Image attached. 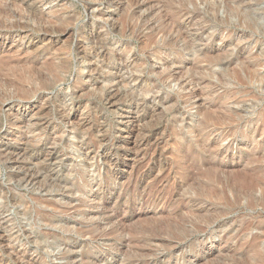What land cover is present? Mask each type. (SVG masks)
Here are the masks:
<instances>
[{
	"label": "rangeland",
	"instance_id": "1",
	"mask_svg": "<svg viewBox=\"0 0 264 264\" xmlns=\"http://www.w3.org/2000/svg\"><path fill=\"white\" fill-rule=\"evenodd\" d=\"M261 166L264 0H0V264H264Z\"/></svg>",
	"mask_w": 264,
	"mask_h": 264
},
{
	"label": "bare ground",
	"instance_id": "2",
	"mask_svg": "<svg viewBox=\"0 0 264 264\" xmlns=\"http://www.w3.org/2000/svg\"><path fill=\"white\" fill-rule=\"evenodd\" d=\"M36 28V27H35ZM3 70V69H2ZM251 72V71H250ZM253 74V73H252ZM197 95V94H196ZM194 97V96H193ZM208 109V108H207ZM227 117H228V115H227ZM164 125V124H163ZM204 132H205V130H204ZM198 134V133H197ZM202 135V134H201ZM198 136H199V134H198ZM198 138V137H197ZM205 142V141H204ZM201 144V143H200ZM189 145V144H188ZM153 146V145H152ZM192 147V146H191ZM198 147V146H197ZM154 148V147H153ZM208 167V166H207ZM264 167H262L261 166V168H260V170L261 169H263ZM261 177H259V179H260ZM262 179H264V178H262ZM261 183H262V181H261ZM254 184V183H253ZM263 185H262V188H261V190H262V197H260V198H258L259 200H262V201H260V204H262L263 205V207H264V182L262 183ZM192 204V203H191ZM193 212V211H192ZM162 227V226H161ZM202 230V229H201ZM183 233V232H182ZM183 238H187L188 237V235L187 234H182L181 235ZM192 237V236H191ZM187 240V239H186ZM171 241V240H170ZM165 242V241H164ZM168 242V241H167Z\"/></svg>",
	"mask_w": 264,
	"mask_h": 264
}]
</instances>
